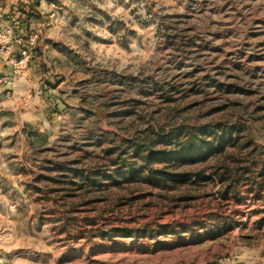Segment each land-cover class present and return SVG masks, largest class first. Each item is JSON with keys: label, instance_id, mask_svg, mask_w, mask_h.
I'll use <instances>...</instances> for the list:
<instances>
[{"label": "rangeland", "instance_id": "1", "mask_svg": "<svg viewBox=\"0 0 264 264\" xmlns=\"http://www.w3.org/2000/svg\"><path fill=\"white\" fill-rule=\"evenodd\" d=\"M264 264V0H0V264Z\"/></svg>", "mask_w": 264, "mask_h": 264}, {"label": "trees", "instance_id": "2", "mask_svg": "<svg viewBox=\"0 0 264 264\" xmlns=\"http://www.w3.org/2000/svg\"><path fill=\"white\" fill-rule=\"evenodd\" d=\"M208 264H216V263H212V262H211V263H208Z\"/></svg>", "mask_w": 264, "mask_h": 264}]
</instances>
